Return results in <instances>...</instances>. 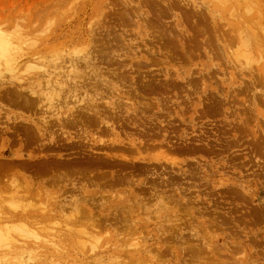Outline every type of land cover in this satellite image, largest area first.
<instances>
[{
	"label": "rangeland",
	"instance_id": "obj_1",
	"mask_svg": "<svg viewBox=\"0 0 264 264\" xmlns=\"http://www.w3.org/2000/svg\"><path fill=\"white\" fill-rule=\"evenodd\" d=\"M0 35V228L35 231L0 264H264V0H0Z\"/></svg>",
	"mask_w": 264,
	"mask_h": 264
},
{
	"label": "bare ground",
	"instance_id": "obj_2",
	"mask_svg": "<svg viewBox=\"0 0 264 264\" xmlns=\"http://www.w3.org/2000/svg\"><path fill=\"white\" fill-rule=\"evenodd\" d=\"M136 9V8H135ZM138 10H140V9H138ZM143 12V11H142ZM136 13V12H135ZM130 17V16H129ZM139 20V19H138ZM131 21V20H130ZM204 29V28H203ZM4 39H3V37L0 35V48L2 47L1 45H3L4 44ZM250 44V43H249ZM6 46V45H5ZM32 47V46H31ZM226 47V46H225ZM3 49H4V47H3ZM11 49V48H10ZM5 50H6V48H5ZM17 51H19V50H17ZM4 52V51H3ZM89 52V51H88ZM37 56V53L36 54H33V56ZM34 58H36V57H34ZM39 59V57H37L36 58V60H38ZM248 59V58H247ZM30 60V59H29ZM33 60V59H32ZM40 60V59H39ZM26 61H28V59L26 60ZM33 61H35V59L33 60ZM36 62V61H35ZM54 62V61H53ZM2 63V62H1ZM30 64H32V63H30ZM29 64V65H30ZM72 64V63H71ZM75 64V63H74ZM25 65H26V63H25ZM35 65H37L36 67H38L39 68V73H40V70L42 71V72H48V68L46 69V67L45 66H42V65H40V66H38V64H35ZM73 66H75V65H73ZM29 68H30V66H28ZM51 67V66H50ZM26 68H27V66H26ZM28 69V68H27ZM31 69H33V68H31ZM31 69H29V70H31ZM38 70V69H37ZM50 70V69H49ZM52 70V69H51ZM73 70V69H72ZM21 71V70H20ZM24 71V70H23ZM22 71V72H23ZM25 73H26V71H25ZM47 74H49V73H46V75ZM48 76V75H47ZM50 76V75H49ZM40 77V76H39ZM55 77V76H54ZM57 78V77H56ZM43 80V79H42ZM50 80H51V78H50ZM54 78L52 79V81H45L46 82V87L45 88H47L48 89V91L49 92H45V100L47 101V106L49 107V108H47V109H49L50 110V107H52V105L54 106V103H52L54 100H53V97L55 96V95H57V92H60L63 88H64V84H65V81H61L60 79H56V80H54ZM40 81V80H39ZM45 82H43L44 84H45ZM71 83V82H70ZM40 84H42V82L40 83ZM69 85V84H68ZM73 85V84H72ZM70 86V85H69ZM88 86V85H87ZM43 88H44V86H43ZM42 88V89H43ZM65 88H66V86H65ZM72 88H73V86H72ZM41 89V90H42ZM45 90V89H44ZM64 90V89H63ZM62 90V91H63ZM66 90V89H65ZM73 90H74V88H73ZM47 91V90H46ZM61 91V92H62ZM39 92H40V90H39ZM41 92H43V91H41ZM18 93V92H17ZM20 93V92H19ZM18 93V94H19ZM48 93H50L49 95L50 96H48ZM31 94H35V92H33L32 91V93ZM36 94H37V91H36ZM38 95H39V93H38ZM37 95V96H38ZM61 94H59V96H60ZM25 96V95H24ZM58 96V95H57ZM26 97V96H25ZM27 98V97H26ZM44 98H43V100H42V96L40 95V96H38V99L37 100H39V106L40 105H44L46 102L44 101ZM55 98H56V96H55ZM57 98H59V97H57ZM56 98V99H57ZM66 98V97H65ZM102 99V98H101ZM27 102V101H26ZM25 102V103H26ZM43 102H44V104H43ZM57 102V101H56ZM68 102V101H67ZM64 103V102H63ZM37 103H36V105H38ZM49 104H52L51 106L49 105ZM20 106V105H19ZM18 106V107H19ZM31 107V106H30ZM35 107V106H34ZM45 107V106H44ZM43 108V107H42ZM53 108V107H52ZM59 108V107H58ZM88 108V107H87ZM103 109V108H102ZM36 110V109H35ZM34 110V111H35ZM45 111V110H44ZM28 112V111H27ZM42 112V111H41ZM50 112H52L51 110H50ZM94 112V111H93ZM47 113V111H45L44 112V114H46ZM54 113H56L57 114V112H54ZM43 114V115H44ZM53 114V113H52ZM68 114V113H67ZM45 116V115H44ZM51 116V115H50ZM54 116V115H53ZM45 118V117H44ZM48 118V117H47ZM50 119V118H49ZM68 119V118H67ZM45 121V120H44ZM110 121V120H109ZM21 123V122H20ZM100 123V122H99ZM23 126H25V125H23ZM45 126V125H44ZM27 127V126H26ZM29 128V127H28ZM41 128V127H40ZM30 130V129H29ZM151 130V129H150ZM40 131V130H39ZM48 131V130H47ZM52 131V130H51ZM112 131V130H111ZM30 132V131H29ZM64 133V132H63ZM71 134V133H70ZM89 134V133H88ZM115 134V133H114ZM36 135V134H35ZM50 136V135H49ZM31 137H33V136H31ZM45 139V138H44ZM44 142V141H43ZM45 144H46V142H45ZM120 148H118V150H119ZM136 149V148H135ZM83 151V150H82ZM37 153V152H36ZM40 153V152H39ZM42 153V152H41ZM122 157V156H121ZM102 158V157H101ZM122 158H124V157H122ZM29 161V160H28ZM75 168V167H74ZM78 168V167H77ZM63 172V171H62ZM41 173V172H40ZM64 173V172H63ZM43 174V173H42ZM88 174V173H87ZM5 176V175H4ZM46 176V175H45ZM49 176V175H48ZM14 177V176H13ZM38 177V176H37ZM60 179V178H59ZM70 179V178H69ZM1 180V179H0ZM70 181V180H69ZM2 182V181H1ZM86 185V184H85ZM0 186H1V183H0ZM4 186H9L8 184L6 185H4ZM11 187H13V186H11ZM10 187V188H11ZM14 189L16 188V186L15 187H13ZM82 188V187H81ZM8 189V188H7ZM6 189V190H7ZM5 190V189H4ZM19 190V189H18ZM18 191H15V193H17ZM22 192V191H21ZM24 192V191H23ZM14 193V192H13ZM18 194V193H17ZM27 194V193H26ZM23 196V195H22ZM38 198V197H37ZM199 199V198H198ZM13 200V199H12ZM14 202V201H13ZM13 202L11 201V203L13 204ZM10 203V204H11ZM36 204V203H35ZM12 206H14V207H16L15 205H12ZM23 206H24V204H23ZM18 207V206H17ZM18 209V208H17ZM17 209H14L13 211L11 210V212L9 211V216H11V217H23V216H27V215H29V213H27L28 211H27V209H26V207L25 208H23L22 209V211H19V209L17 210ZM30 209V208H29ZM21 210V209H20ZM40 211V210H39ZM30 212V211H29ZM44 212V211H43ZM39 216V215H38ZM37 216V217H38ZM75 216V215H74ZM8 217V216H7ZM36 217V216H35ZM44 217V216H43ZM10 218V217H9ZM26 221V220H25ZM5 226V225H4ZM6 227H8V225L6 226ZM4 229H6V230H3L2 228H0V248H5V247H8V248H10L9 250L11 251V252H13L14 251V249H15V246H16V243H17V236H33V235H35V231H33L30 227H28L27 225H26V223L24 224V225H22L21 224V226H20V224H18V226L17 225H12V226H9V228L7 229V228H4ZM40 230H41V228H40ZM37 232H39V231H37ZM40 233V232H39ZM90 235V234H89ZM37 236V235H36ZM35 236V237H36ZM82 236V235H81ZM87 236V235H86ZM210 236V235H209ZM84 237V236H83ZM46 238V237H45ZM87 238H89V237H87ZM92 238V237H91ZM32 239V238H31ZM78 239H80V238H78ZM23 240V239H22ZM38 240H39V242H37V243H34L35 245H34V247L36 246L38 249L39 248H43V247H46V243L48 242H50V240L49 241H47V240H45V241H42V239L40 238H38ZM42 242H41V241ZM84 240V239H83ZM95 240V239H94ZM208 240H209V238H208ZM53 241V240H52ZM82 240H80V242H81ZM210 241V240H209ZM16 242V243H15ZM23 242H24V240H23ZM83 242V241H82ZM85 242V241H84ZM89 242H91L90 240H89ZM204 242V241H203ZM20 243V242H19ZM32 243V242H31ZM47 243V244H48ZM52 243H54V242H52ZM96 243V242H95ZM29 244V243H28ZM58 244V243H57ZM90 244H92V243H90ZM97 244V243H96ZM204 244V243H203ZM32 245H33V243H32ZM84 245V244H83ZM85 246V245H84ZM84 246H82V247H84ZM95 246H97V245H95ZM205 246V245H204ZM217 246V245H216ZM33 247V248H34ZM89 247V246H88ZM203 247V246H202ZM47 248V247H46ZM84 248H86V247H84ZM139 248V247H138ZM203 248H205V247H203ZM213 248V247H212ZM218 248V247H217ZM225 248V247H224ZM227 248V247H226ZM48 249H50V248H48ZM47 249V250H48ZM91 249V248H90ZM197 249V248H196ZM195 249V250H196ZM198 249H200V248H198ZM208 249V248H207ZM219 249V248H218ZM217 249V250H218ZM7 250V249H6ZM30 250L32 251L33 249L32 248H30ZM37 250V249H36ZM41 250V249H40ZM43 250V249H42ZM41 250V251H42ZM51 250V249H50ZM93 250V249H92ZM239 250V249H238ZM45 251V250H44ZM202 251V250H201ZM208 251V250H207ZM213 251V250H212ZM40 252V251H39ZM56 252V251H55ZM92 252H94V251H92ZM197 252V251H196ZM215 252V251H214ZM217 252V251H216ZM236 253H237V251H236ZM19 254V253H18ZM18 254H15V255H18ZM33 254V253H32ZM99 254V253H98ZM201 254V253H200ZM231 254H234V253H231ZM10 255H11V253H10ZM44 255V254H43ZM96 255V254H95ZM234 255H236V254H234ZM9 256V255H8ZM20 256V255H19ZM22 256V255H21ZM26 257L28 256V254L27 255H25ZM233 256V255H232ZM250 256V255H249ZM26 257H25V260H26ZM53 257V256H52ZM213 257V256H212ZM225 257V256H224ZM228 257V256H227ZM231 257V256H230ZM235 257V256H234ZM234 257H232L231 259H236V257L234 258ZM18 258V257H17ZM22 258V257H21ZM24 258V257H23ZM28 258V257H27ZM30 258V257H29ZM44 258H46L45 256H44ZM50 258H51V256H50ZM33 259V258H32ZM229 259V258H228ZM51 261H52V259H50ZM90 260V259H89ZM217 260V259H216ZM220 260H221V258H220ZM27 261V260H26ZM30 261V260H29ZM37 261V260H36ZM35 261V262H36ZM49 261V260H48ZM56 261V260H55ZM55 261H54V263H55ZM93 261V260H92ZM102 261V260H101ZM135 262V261H134ZM137 262H139V261H137ZM230 262V261H229ZM233 262V261H232ZM231 262V263H232ZM237 261H235V263H236ZM251 262H253V261H251ZM9 263V262H8ZM29 263V262H28ZM53 263V264H54ZM56 263L57 264H59L58 263V261H56ZM55 263V264H56ZM227 263V262H226ZM31 264V263H30ZM67 264V263H66ZM70 264V263H69ZM72 264V263H71ZM84 264H86V263H84ZM93 264V263H92ZM233 264V263H232ZM247 264V263H246ZM252 264H254V262L252 263Z\"/></svg>",
	"mask_w": 264,
	"mask_h": 264
}]
</instances>
